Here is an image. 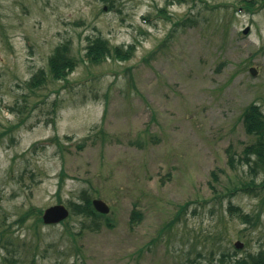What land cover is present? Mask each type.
<instances>
[{"label": "rangeland", "instance_id": "374dc122", "mask_svg": "<svg viewBox=\"0 0 264 264\" xmlns=\"http://www.w3.org/2000/svg\"><path fill=\"white\" fill-rule=\"evenodd\" d=\"M259 1L0 0V264H237L264 249V189L228 191L249 178L242 111L264 112ZM95 36L131 57L88 61ZM65 40L77 64L56 80L48 56ZM83 191L109 225L21 219Z\"/></svg>", "mask_w": 264, "mask_h": 264}, {"label": "trees", "instance_id": "16d2710c", "mask_svg": "<svg viewBox=\"0 0 264 264\" xmlns=\"http://www.w3.org/2000/svg\"><path fill=\"white\" fill-rule=\"evenodd\" d=\"M255 0H242L243 8L247 9H257L258 6L254 5ZM263 1L260 0L259 3ZM70 42L65 40L56 45L53 51L48 56V69L51 76L56 79H66L68 73H70L76 66V60L71 55ZM133 46L130 44L124 48L123 45H110L107 38L102 36H95L88 40L86 44V57L87 60L92 63H99L107 58H114L119 60H125L131 57L133 53ZM44 81L43 69H39L31 79L28 81V84L32 87L38 86L41 82ZM242 123L245 130L253 134L255 138L247 143L241 152L239 159L240 163H245L247 165L248 179L238 180V183L233 185V187L228 190L229 193H233L235 190H242L248 192L261 191L259 189H264V112L261 110L260 106L254 102L246 105L241 114ZM231 150V146L227 148V151ZM228 165L234 167L235 159L234 154L229 152L228 156ZM61 178L64 175L63 171L60 172ZM214 178L216 177L215 172L212 171ZM213 187V186H212ZM87 193L83 191L81 193V200L79 202H73L71 208L74 214H78L83 217V221L88 220L94 230H97L101 227V218L108 221V217L99 214L94 211L91 205V198L86 195ZM218 195V194H217ZM187 203L181 205L180 211H182ZM231 208L232 205L229 203ZM234 210H238L239 217L242 222H252V216L248 213H243L239 207H233ZM42 210H36L33 212V209L27 210L22 216V220L26 216L32 214L35 215L36 223H42L41 214ZM178 217H174V219ZM141 219V212L136 208H132L129 223L131 226L138 223ZM174 219L172 221H174ZM82 221V222H83ZM86 227V225H84ZM7 227L3 222H0V239L3 236L7 235ZM8 236V235H7ZM6 242L8 241L5 238ZM226 254L223 253L222 257ZM237 264H264V249H260L257 252L248 253L247 257H240L235 259Z\"/></svg>", "mask_w": 264, "mask_h": 264}, {"label": "water", "instance_id": "95a60500", "mask_svg": "<svg viewBox=\"0 0 264 264\" xmlns=\"http://www.w3.org/2000/svg\"><path fill=\"white\" fill-rule=\"evenodd\" d=\"M247 30H248V28H246L244 30V32H247ZM250 72L252 74H255L256 73L255 68L250 67ZM92 204L95 207V209L100 211V212H107L108 211L107 204L99 198L93 199ZM68 213H69V211L66 208V206L59 203V204H54V205H50V206L46 207L42 212L41 218L45 224L57 223V222L63 220L64 218H66L68 216ZM234 244L238 248L242 247V245H243V243L238 241V240Z\"/></svg>", "mask_w": 264, "mask_h": 264}]
</instances>
